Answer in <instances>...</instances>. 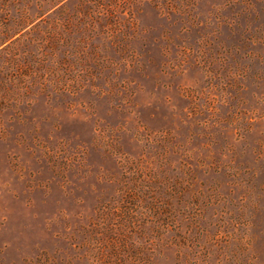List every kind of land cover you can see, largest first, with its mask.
<instances>
[{
  "label": "rangeland",
  "instance_id": "obj_1",
  "mask_svg": "<svg viewBox=\"0 0 264 264\" xmlns=\"http://www.w3.org/2000/svg\"><path fill=\"white\" fill-rule=\"evenodd\" d=\"M0 264H264V0H0Z\"/></svg>",
  "mask_w": 264,
  "mask_h": 264
}]
</instances>
